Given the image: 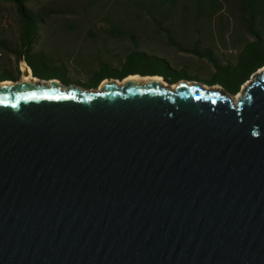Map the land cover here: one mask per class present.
<instances>
[{"label":"water","instance_id":"95a60500","mask_svg":"<svg viewBox=\"0 0 264 264\" xmlns=\"http://www.w3.org/2000/svg\"><path fill=\"white\" fill-rule=\"evenodd\" d=\"M253 75L235 102L182 80L0 86V264H264Z\"/></svg>","mask_w":264,"mask_h":264},{"label":"rangeland","instance_id":"374dc122","mask_svg":"<svg viewBox=\"0 0 264 264\" xmlns=\"http://www.w3.org/2000/svg\"><path fill=\"white\" fill-rule=\"evenodd\" d=\"M33 0L28 3L31 10L38 11L43 7L60 6L63 13L51 14L50 17L42 23L40 37L35 46L55 60L50 68V73L61 82H70L82 88H87L90 84L94 71L98 72V61L110 63L113 67H118L124 56L133 51V42L129 36L122 38H111L105 29H109L111 23L103 19L104 14L115 23L117 29L135 33L139 38V44L142 50L163 58L177 71L174 75L179 80L186 81L189 84H201L205 88H216L222 90L220 79L225 77V63L220 62L219 67L214 68L209 61L200 58L191 52L178 50L165 41L164 31L161 27L169 29V35L173 40L183 44H189L190 40L197 38L204 39L203 43L209 41L213 53L221 57L222 53L235 57L238 47L232 46V38L229 36L230 30L234 26L232 15L226 13L229 20V28L223 29L220 34L216 20L211 23L204 18L200 22H195L193 12L187 11L185 5H189L187 0H182L177 6L170 21L157 22L149 17L141 16L144 10L161 16L165 7H159L152 0H136V5H127L128 0ZM112 6V7H111ZM116 6L126 9V16L122 20H116L118 17ZM108 8L109 11H106ZM74 10L69 12L67 10ZM106 11V12H105ZM69 12V13H68ZM124 15L125 11L120 10ZM138 16V17H137ZM76 27L77 30L69 28ZM226 27V26H225ZM19 22L17 13L13 4L0 1V39H5L14 43L19 34ZM92 31L91 35L88 32ZM232 31V30H231ZM165 37V38H164ZM206 40V41H205ZM189 47V45H188ZM19 61L15 57L0 47V72L3 69H9L13 73L19 70L20 78L22 76L19 69ZM161 68H166L159 64ZM92 74V75H91ZM254 79V75L244 81L239 91L235 95H230L237 99V95L243 94L245 87ZM212 82H216L211 85ZM100 84V83H99ZM99 88V85L92 89ZM90 89V88H87ZM224 92V91H223ZM235 99V100H236ZM233 100V101H235Z\"/></svg>","mask_w":264,"mask_h":264},{"label":"trees","instance_id":"16d2710c","mask_svg":"<svg viewBox=\"0 0 264 264\" xmlns=\"http://www.w3.org/2000/svg\"><path fill=\"white\" fill-rule=\"evenodd\" d=\"M2 2H9L13 4L17 13L19 22V34L14 43L8 40L0 39V47L12 54L16 60L23 58L25 63L31 69L32 75L40 79L55 78L50 73V68L55 62L46 51L41 48L38 49L35 44L40 37V30L42 29V23L44 20L51 16V14L63 13L60 6L56 7H43L38 11L31 10L27 5L33 0H0ZM111 0H107L106 3ZM113 1V0H112ZM115 1V0H114ZM159 7H165L161 16L155 15V13L148 10L141 16H146L157 22L160 18L161 21H170L174 12H176L177 6L182 0H152ZM189 5H185L187 11L193 12V19L195 22H200L206 18L209 23L214 19L219 26L216 29L220 34L225 28H229V20L225 15L231 14L234 26L232 31L230 30L229 36L232 38V46L238 47V52L235 54L234 59L230 58L231 55L222 53L219 57L213 53L209 41L203 43L204 39L197 38L196 40L189 41L188 45L173 40L169 35V29L167 27H161L163 29V35L166 37L165 41L170 46L178 49L191 52L192 54L204 58L212 64L214 68L219 67L220 62L225 63V77L220 79V85L230 94L235 95L239 91L240 85L246 81L250 75L253 74L258 68L264 65V0H187ZM127 5H136V0L126 1ZM112 7V6H111ZM111 10L107 7L106 11ZM126 7L121 8L116 6L117 19L122 20L126 16ZM120 10H124V15ZM74 13V10H67ZM105 11V12H106ZM68 12V13H69ZM103 19H108L111 23L109 29H105V32L109 34L111 38H122L124 35L129 36L133 42V51L128 52L124 58L120 61L118 67L109 65L110 63L98 61V72L94 71V74L90 84L87 88H95L104 78L114 77L122 79L129 74L144 75H160L163 79L168 80L169 83H174L179 80L174 75L177 71L172 67L168 61L163 58L156 57L146 51L142 50L139 44V38L135 33L130 31H122L117 29L115 23L104 14ZM138 17V16H137ZM226 26V27H225ZM77 30L76 27L70 26ZM92 31L89 30L88 34L91 35ZM206 41V40H205ZM159 64H163L166 68H161ZM13 72L9 69H3L0 72V80L13 79ZM92 75V74H91ZM16 79V78H14ZM66 85L70 82H62ZM216 82H212L211 85Z\"/></svg>","mask_w":264,"mask_h":264},{"label":"bare ground","instance_id":"6f19581e","mask_svg":"<svg viewBox=\"0 0 264 264\" xmlns=\"http://www.w3.org/2000/svg\"><path fill=\"white\" fill-rule=\"evenodd\" d=\"M20 68H21V71H22V76L20 77V79L18 81L12 82L10 80H4V81L0 82V86H9V87H11V86H14V85H20V84H25V83H37L39 81L38 78L34 77L31 74V69L29 68V66L26 63H22ZM130 80H141V81L159 80V81H161V84L167 85L165 80L161 76H158V75H144V76H142L140 74H131V75L129 74L128 76H126L125 78H123L121 80H117V79L103 80L99 84V88H97L95 90H100L102 88V86L104 84H106V83H112V84H115V85L119 86V85L127 84V82H130ZM174 86H175L174 84L171 85V87H174ZM238 97H239V94L237 95V98Z\"/></svg>","mask_w":264,"mask_h":264},{"label":"flooded vegetation","instance_id":"af4514ba","mask_svg":"<svg viewBox=\"0 0 264 264\" xmlns=\"http://www.w3.org/2000/svg\"><path fill=\"white\" fill-rule=\"evenodd\" d=\"M97 67H98V65H97ZM31 74H32V73H31ZM12 76H13L14 78L17 79L18 76H19V70L17 69L16 72L12 74ZM14 78H13V79H14ZM63 84H64V83H63ZM222 89H223L224 92H227L223 87H222ZM227 93H228V92H227Z\"/></svg>","mask_w":264,"mask_h":264}]
</instances>
